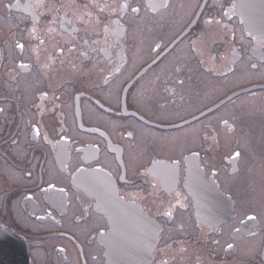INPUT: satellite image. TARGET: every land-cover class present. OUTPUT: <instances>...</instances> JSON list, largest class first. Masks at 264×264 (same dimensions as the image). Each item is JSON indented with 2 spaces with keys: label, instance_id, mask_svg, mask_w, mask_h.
I'll list each match as a JSON object with an SVG mask.
<instances>
[{
  "label": "flooded vegetation",
  "instance_id": "af4514ba",
  "mask_svg": "<svg viewBox=\"0 0 264 264\" xmlns=\"http://www.w3.org/2000/svg\"><path fill=\"white\" fill-rule=\"evenodd\" d=\"M261 157L264 0H0V233L30 264H264ZM97 196L131 209L114 259Z\"/></svg>",
  "mask_w": 264,
  "mask_h": 264
},
{
  "label": "water",
  "instance_id": "95a60500",
  "mask_svg": "<svg viewBox=\"0 0 264 264\" xmlns=\"http://www.w3.org/2000/svg\"><path fill=\"white\" fill-rule=\"evenodd\" d=\"M245 1V0H241V3ZM212 187V186H211ZM210 186L207 187H199L198 186V191H197V195L199 197H204V195H207L208 197H211L213 199L218 198L221 199L223 202H219L217 203L218 205V209H222L223 211L219 212L220 218H218V220H214L212 222L217 223L218 221H221L220 219L225 217L228 214L227 211V206L225 203V197L222 195V193L218 192V193H214V195L212 196V189ZM98 199V203H97V208L106 213L109 214L110 219L109 222L111 221V229L109 231V235L114 231L115 227V219L116 216H114L111 212L110 209L114 207V198L109 197V199H103V198H99L98 196L96 197ZM120 210H128L130 211L131 209L129 207H127V205L125 204H120V206L118 207ZM204 205H202V207L200 208V210L198 211V214L203 216L205 219H207V221L212 219V214L211 212H208V209H203ZM109 218V217H108ZM140 222H142L141 219H139ZM121 222L123 224H128L130 223V218H124L121 220ZM148 242H149V249L152 248V245L154 244L155 240H156V231L155 229H153V231L150 232V237H148ZM112 255H114V253L111 252ZM0 264H29L28 261V257H27V252L26 249L24 248V246L19 243L18 241H16V239L10 235H8L7 233H0Z\"/></svg>",
  "mask_w": 264,
  "mask_h": 264
},
{
  "label": "rangeland",
  "instance_id": "374dc122",
  "mask_svg": "<svg viewBox=\"0 0 264 264\" xmlns=\"http://www.w3.org/2000/svg\"><path fill=\"white\" fill-rule=\"evenodd\" d=\"M187 60V61H186ZM186 60L185 62L189 64L190 67H193L195 64L193 63L192 61V56L190 54L186 55ZM166 72V71H165ZM158 88V87H156ZM156 93V92H155ZM158 97H161L160 95H158ZM156 97V99L158 98ZM241 111H234L233 113H231V115H235V114H238L237 115V119L239 118L241 121H240V124H242V116H241ZM254 114V113H251V115ZM173 138L175 140H173ZM190 139V140H189ZM170 140L172 141V143H169V147L174 144V147H179L180 149L184 150V149H189V148H192L193 145L196 143L198 144V139H194L192 138L191 136H189L188 133L184 134L183 132H179L178 134L176 135H171V138ZM193 140V141H192ZM178 141V142H177ZM170 149H172V147H170ZM261 160V163H262V166L264 165V157H261L260 158ZM256 201L259 202L258 205H260L261 201H260V198L258 199L257 196H256Z\"/></svg>",
  "mask_w": 264,
  "mask_h": 264
},
{
  "label": "bare ground",
  "instance_id": "6f19581e",
  "mask_svg": "<svg viewBox=\"0 0 264 264\" xmlns=\"http://www.w3.org/2000/svg\"><path fill=\"white\" fill-rule=\"evenodd\" d=\"M114 206H115V207H119L120 205H119V204H117V203H115V204H114ZM139 219H140V218H138V220H137V222H138V223L140 222V220H139ZM138 227H139V226H137V228H136V229H138ZM143 250H144V249H143ZM151 250H152V248H150V249H149V247H148V253H149V254H151Z\"/></svg>",
  "mask_w": 264,
  "mask_h": 264
},
{
  "label": "snow or ice",
  "instance_id": "6c2138e0",
  "mask_svg": "<svg viewBox=\"0 0 264 264\" xmlns=\"http://www.w3.org/2000/svg\"><path fill=\"white\" fill-rule=\"evenodd\" d=\"M237 155H239V154L237 153ZM229 247H232V245H229Z\"/></svg>",
  "mask_w": 264,
  "mask_h": 264
}]
</instances>
